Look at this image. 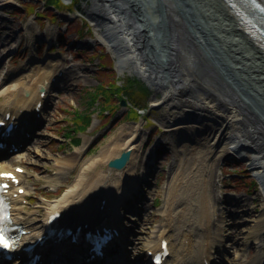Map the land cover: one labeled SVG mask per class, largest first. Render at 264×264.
<instances>
[{
  "label": "bare ground",
  "instance_id": "6f19581e",
  "mask_svg": "<svg viewBox=\"0 0 264 264\" xmlns=\"http://www.w3.org/2000/svg\"><path fill=\"white\" fill-rule=\"evenodd\" d=\"M207 1L91 0L86 8L119 70L135 72L153 90L149 104L162 107L161 119L169 122L174 135L172 151L177 166L168 176L158 224L142 244L146 250H157L166 240L169 253L164 264H221L220 260H230L220 253L226 237L225 216L222 207H215L210 186L217 155L238 154L261 184L256 194L260 198L258 213L249 220L243 218L241 222L246 225L240 231L256 238L261 236L259 225L264 224V48L249 37L241 22L238 4L242 0ZM8 2L0 0V6ZM243 7L250 16L252 11L247 5ZM56 56L53 52L46 58L38 57L30 39L25 62L16 68L7 67L0 76V117L9 113V119L14 118L19 126L23 119L31 120L35 104L41 101L35 121L47 119L58 86L69 89L78 77ZM156 92L161 95L157 97ZM142 125L133 121L120 126L97 154L80 166L62 192L44 206L46 212L41 218L35 217L39 209L30 213L20 204L28 187L24 174L19 173L20 183L11 189L13 194L24 188L22 194L11 197L12 219L23 228L19 243L35 241L43 234L45 221L54 211L61 213L60 225L86 224L89 228L101 222L126 231L117 206L137 190L136 180L148 174L147 162L137 171ZM29 139L18 137L16 131L7 143L18 146L33 140L32 136ZM84 146L76 147L75 152ZM126 150L129 158L121 168L108 166ZM10 155L9 150L0 149V171H14L11 162L15 159L7 158ZM74 159L71 155L56 159L58 169L72 167ZM102 199L105 203L100 208ZM145 220H150V215ZM235 235L236 231H231L234 243ZM68 238L50 245L46 250L49 256L43 259L60 263L80 259L83 244L71 243ZM116 238L120 249L110 252L113 242L101 259L93 256L89 264H150L148 260L139 263L137 252L129 257L126 251L121 252L123 236ZM242 245L251 248L245 242ZM241 256H234L239 264H264V250L246 261Z\"/></svg>",
  "mask_w": 264,
  "mask_h": 264
},
{
  "label": "rangeland",
  "instance_id": "374dc122",
  "mask_svg": "<svg viewBox=\"0 0 264 264\" xmlns=\"http://www.w3.org/2000/svg\"><path fill=\"white\" fill-rule=\"evenodd\" d=\"M44 1L10 0L0 6V76L7 67L16 68L25 62L30 39L35 45L38 57L46 58L48 54L54 52L57 55L56 59L59 58V62L64 63L73 75L78 73L75 84L69 89L60 87L57 91L47 109V119L35 128L33 140L27 142L18 153L7 157L15 159L11 166L20 165L25 169L23 174L28 193L25 194L27 202L23 201L22 205L25 211L30 213L39 209L35 217H43L46 212L44 206L62 192L80 166L87 159L94 157L120 126L128 122L141 121L143 125L140 137L143 146L137 171L148 165L146 168L150 173L136 180L135 188L139 197L134 196L133 204L127 201L130 207L119 204L116 210L121 214V222L128 231V257L137 252L140 259H143L147 251L142 245L143 241L153 233L158 224L160 218L158 209L164 201L168 176L177 166L172 151L174 135L169 130V122L161 119L162 107H151L149 104L153 93L150 88L147 96L140 95L137 90L135 92L136 103L132 106L140 113L139 115L126 119L128 109L126 103L117 107L113 114L100 112L97 107V111L91 114L90 125L76 134L80 137L78 144L68 141L65 134L70 113L75 109L86 110L87 92L97 83H106L110 80L120 83L119 79L124 75H134L141 81L142 78L133 71L128 69L120 71L117 67L112 52L99 36V28L94 26L88 16L86 8L90 7L91 0H60L57 8L53 5L45 6ZM28 4L34 7L37 16H34V13L28 14L26 9ZM145 13L151 16V12L146 10ZM48 30L50 33H47ZM47 36L54 44L48 50ZM155 95L158 97L161 94L156 92ZM82 144H85L84 148L76 153L75 148ZM36 149L39 150L38 154L35 152ZM69 155L75 156L73 166L59 170L56 159ZM210 186L215 198L213 203L215 207L223 208L225 216L226 237L223 250L220 252L222 258L227 256L230 259L225 260V264H239L234 256L240 253H242L240 258L245 261L251 259L254 253L258 255L262 253L264 224L259 225L261 236L256 238L251 234L245 235L243 230L240 231L246 225L241 222L242 219L249 220L255 216L260 202L256 194L261 191V184L253 171L249 170L248 163L240 160L238 154L234 152L221 157L217 155L212 162ZM146 215H150V220H145ZM214 218H217L216 215ZM231 231L237 233L235 243L230 238ZM242 242L251 245V248L243 246ZM133 246L137 248L134 249ZM235 248L236 253L233 252Z\"/></svg>",
  "mask_w": 264,
  "mask_h": 264
},
{
  "label": "trees",
  "instance_id": "16d2710c",
  "mask_svg": "<svg viewBox=\"0 0 264 264\" xmlns=\"http://www.w3.org/2000/svg\"><path fill=\"white\" fill-rule=\"evenodd\" d=\"M60 0H45L44 5H53L57 8V3ZM28 14L34 13V16L38 14L34 12V7L28 4L26 7ZM121 82L117 83L114 80H110L106 83H97V85L87 92V108L85 111L73 110L71 111L69 125H66L67 132L65 134L68 141L78 144L80 137L76 134L86 129L91 123V114L98 110L100 112L115 113V109L120 107V101L124 100L128 105L126 112V119L132 116L139 115L140 113L133 108L132 104L136 103L135 92L136 90L142 96H147L149 93L148 86L134 75H124L119 79ZM133 113V114H132Z\"/></svg>",
  "mask_w": 264,
  "mask_h": 264
},
{
  "label": "water",
  "instance_id": "95a60500",
  "mask_svg": "<svg viewBox=\"0 0 264 264\" xmlns=\"http://www.w3.org/2000/svg\"><path fill=\"white\" fill-rule=\"evenodd\" d=\"M121 105L124 104V100H121L120 101ZM129 158V151H122L121 154L116 157V158H113L111 159L109 162H108V166H110L111 168H121L128 160Z\"/></svg>",
  "mask_w": 264,
  "mask_h": 264
},
{
  "label": "snow or ice",
  "instance_id": "6c2138e0",
  "mask_svg": "<svg viewBox=\"0 0 264 264\" xmlns=\"http://www.w3.org/2000/svg\"><path fill=\"white\" fill-rule=\"evenodd\" d=\"M11 175H12L11 173H0V176H11ZM0 186L6 187V185H0ZM0 245L6 247L10 245V241L6 238L2 228H0Z\"/></svg>",
  "mask_w": 264,
  "mask_h": 264
}]
</instances>
